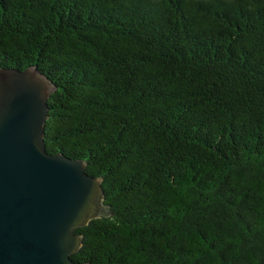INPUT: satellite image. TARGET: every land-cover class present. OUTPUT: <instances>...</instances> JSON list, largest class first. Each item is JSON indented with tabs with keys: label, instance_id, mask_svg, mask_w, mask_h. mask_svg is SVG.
<instances>
[{
	"label": "trees",
	"instance_id": "16d2710c",
	"mask_svg": "<svg viewBox=\"0 0 264 264\" xmlns=\"http://www.w3.org/2000/svg\"><path fill=\"white\" fill-rule=\"evenodd\" d=\"M29 66L47 152L102 180L74 261L264 264V0H0Z\"/></svg>",
	"mask_w": 264,
	"mask_h": 264
},
{
	"label": "water",
	"instance_id": "95a60500",
	"mask_svg": "<svg viewBox=\"0 0 264 264\" xmlns=\"http://www.w3.org/2000/svg\"><path fill=\"white\" fill-rule=\"evenodd\" d=\"M35 66L0 67V264H89L70 256L94 218L108 216L101 178L86 162L47 152V98Z\"/></svg>",
	"mask_w": 264,
	"mask_h": 264
}]
</instances>
